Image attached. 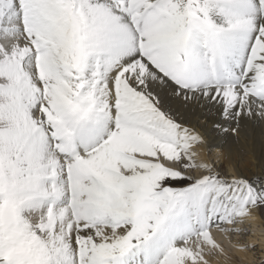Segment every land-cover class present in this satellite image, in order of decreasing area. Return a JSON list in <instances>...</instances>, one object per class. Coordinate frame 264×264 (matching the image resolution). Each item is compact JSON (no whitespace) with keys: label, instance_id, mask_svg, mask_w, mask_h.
<instances>
[{"label":"snow or ice","instance_id":"6c2138e0","mask_svg":"<svg viewBox=\"0 0 264 264\" xmlns=\"http://www.w3.org/2000/svg\"><path fill=\"white\" fill-rule=\"evenodd\" d=\"M251 124L264 0H0V264L255 256L264 176L193 150Z\"/></svg>","mask_w":264,"mask_h":264},{"label":"bare ground","instance_id":"6f19581e","mask_svg":"<svg viewBox=\"0 0 264 264\" xmlns=\"http://www.w3.org/2000/svg\"><path fill=\"white\" fill-rule=\"evenodd\" d=\"M209 144L201 145L194 148L201 158H207V149L219 148L220 151H227L231 148L237 153V163L242 172L251 176L264 175V125L251 124L246 129V139H241L239 143L231 135L217 134L208 129ZM241 151L244 152L243 157ZM219 153L215 150L211 152V156L216 157ZM199 156V157H200ZM254 219L246 222L254 236H248V240L252 243H259L258 255L261 260H264V210H256L253 213ZM259 233V234H258ZM217 241L224 243L225 247H229L227 241L219 233H214ZM235 239V238H233ZM258 259H255L251 253L233 251L232 260L229 264H258ZM239 260V263L236 261ZM214 264H224L222 260L214 261Z\"/></svg>","mask_w":264,"mask_h":264},{"label":"rangeland","instance_id":"374dc122","mask_svg":"<svg viewBox=\"0 0 264 264\" xmlns=\"http://www.w3.org/2000/svg\"><path fill=\"white\" fill-rule=\"evenodd\" d=\"M198 153V152H197ZM243 154H244V152L243 151H241V155H242V157H243ZM198 155H199V153H198ZM200 156V155H199ZM199 158H201V156L199 157ZM201 159H204V158H201ZM262 176H264V175H262ZM244 227H246V228H248L249 230H250V232H251V229L249 228V226L248 225H244ZM259 234V233H258ZM251 235L252 236H254V234L251 232ZM250 236V235H249ZM235 238V237H234ZM243 243H247V244H253L252 242H250L249 240H248V236L247 237H245L244 239H243V241H242ZM256 244V243H255ZM259 248H260V246H259V243H258V245H257V253H258V251H259ZM255 254V259H258L259 258V255L258 254ZM258 261H259V263L258 264H264V260H261V262H260V259H258ZM240 261L239 260H237L236 261V263H239Z\"/></svg>","mask_w":264,"mask_h":264}]
</instances>
